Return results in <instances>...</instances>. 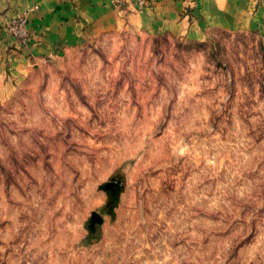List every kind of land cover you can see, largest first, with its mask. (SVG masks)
<instances>
[{"label": "rangeland", "instance_id": "rangeland-1", "mask_svg": "<svg viewBox=\"0 0 264 264\" xmlns=\"http://www.w3.org/2000/svg\"><path fill=\"white\" fill-rule=\"evenodd\" d=\"M0 264H264L261 35L128 24L0 79Z\"/></svg>", "mask_w": 264, "mask_h": 264}, {"label": "crops", "instance_id": "crops-1", "mask_svg": "<svg viewBox=\"0 0 264 264\" xmlns=\"http://www.w3.org/2000/svg\"><path fill=\"white\" fill-rule=\"evenodd\" d=\"M24 18L30 34L20 43L8 26ZM128 24L140 32L200 38L212 28L252 30L264 41V0H0V79L25 63ZM111 183L108 189L115 190Z\"/></svg>", "mask_w": 264, "mask_h": 264}, {"label": "built area", "instance_id": "built-area-1", "mask_svg": "<svg viewBox=\"0 0 264 264\" xmlns=\"http://www.w3.org/2000/svg\"><path fill=\"white\" fill-rule=\"evenodd\" d=\"M8 29L20 43H27L29 41L30 34L25 27L24 18L19 17L12 20Z\"/></svg>", "mask_w": 264, "mask_h": 264}, {"label": "water", "instance_id": "water-1", "mask_svg": "<svg viewBox=\"0 0 264 264\" xmlns=\"http://www.w3.org/2000/svg\"><path fill=\"white\" fill-rule=\"evenodd\" d=\"M104 186L109 189L111 187V183L107 182Z\"/></svg>", "mask_w": 264, "mask_h": 264}, {"label": "trees", "instance_id": "trees-1", "mask_svg": "<svg viewBox=\"0 0 264 264\" xmlns=\"http://www.w3.org/2000/svg\"><path fill=\"white\" fill-rule=\"evenodd\" d=\"M118 189H119V184L116 185L114 192L116 193L118 191Z\"/></svg>", "mask_w": 264, "mask_h": 264}]
</instances>
